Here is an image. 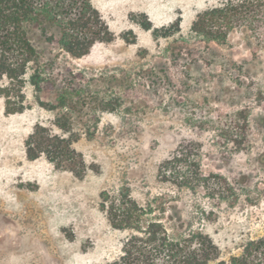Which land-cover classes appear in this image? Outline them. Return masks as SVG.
Wrapping results in <instances>:
<instances>
[{
  "label": "rangeland",
  "instance_id": "obj_1",
  "mask_svg": "<svg viewBox=\"0 0 264 264\" xmlns=\"http://www.w3.org/2000/svg\"><path fill=\"white\" fill-rule=\"evenodd\" d=\"M221 2L90 0L113 39L80 57L31 35L41 90L30 66L24 110L6 114L0 96V264L115 259L130 232L108 216L125 198L150 205L169 232L176 208L218 261L264 235V20L204 43L191 24ZM60 88L67 105L51 109ZM60 117L79 138L80 178L25 156L34 125L61 135Z\"/></svg>",
  "mask_w": 264,
  "mask_h": 264
},
{
  "label": "trees",
  "instance_id": "obj_2",
  "mask_svg": "<svg viewBox=\"0 0 264 264\" xmlns=\"http://www.w3.org/2000/svg\"><path fill=\"white\" fill-rule=\"evenodd\" d=\"M243 20H264V0H222L199 13L190 30L204 43L222 44ZM35 33L72 57L85 55L96 42L113 39L90 0H0V81H6V85H0V96L6 114L24 110L21 88L30 66L28 82L36 92L41 90L42 66L31 38ZM14 92L17 102L12 101ZM68 94L60 88L51 109L66 107ZM56 126L61 135L34 125L25 140L26 159L45 156L55 169L68 170L80 178L85 173L84 161L72 148L79 138L70 133L65 118L57 119ZM116 206H111L108 216L111 227L130 233L120 254L105 264H264V235L244 243L239 255L218 261V248L189 222L182 223L176 208L169 232L160 216H150V205L143 207L125 198ZM160 212L164 210L160 208Z\"/></svg>",
  "mask_w": 264,
  "mask_h": 264
},
{
  "label": "crops",
  "instance_id": "obj_3",
  "mask_svg": "<svg viewBox=\"0 0 264 264\" xmlns=\"http://www.w3.org/2000/svg\"><path fill=\"white\" fill-rule=\"evenodd\" d=\"M36 160V159H35ZM29 161V160H28ZM34 161V160H33Z\"/></svg>",
  "mask_w": 264,
  "mask_h": 264
}]
</instances>
